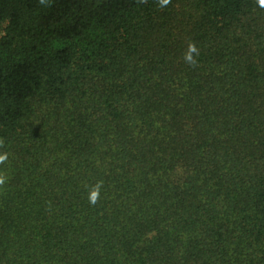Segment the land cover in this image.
Masks as SVG:
<instances>
[{"label": "trees", "instance_id": "1", "mask_svg": "<svg viewBox=\"0 0 264 264\" xmlns=\"http://www.w3.org/2000/svg\"><path fill=\"white\" fill-rule=\"evenodd\" d=\"M0 264H264L261 0H0Z\"/></svg>", "mask_w": 264, "mask_h": 264}, {"label": "snow or ice", "instance_id": "2", "mask_svg": "<svg viewBox=\"0 0 264 264\" xmlns=\"http://www.w3.org/2000/svg\"><path fill=\"white\" fill-rule=\"evenodd\" d=\"M261 3L264 4V0H261Z\"/></svg>", "mask_w": 264, "mask_h": 264}, {"label": "clouds", "instance_id": "3", "mask_svg": "<svg viewBox=\"0 0 264 264\" xmlns=\"http://www.w3.org/2000/svg\"><path fill=\"white\" fill-rule=\"evenodd\" d=\"M262 4V3H261ZM262 5H264V4H262Z\"/></svg>", "mask_w": 264, "mask_h": 264}]
</instances>
